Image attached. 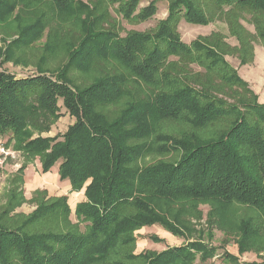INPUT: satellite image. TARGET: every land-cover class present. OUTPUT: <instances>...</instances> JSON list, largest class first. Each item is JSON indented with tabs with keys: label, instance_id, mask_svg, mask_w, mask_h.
Instances as JSON below:
<instances>
[{
	"label": "trees",
	"instance_id": "16d2710c",
	"mask_svg": "<svg viewBox=\"0 0 264 264\" xmlns=\"http://www.w3.org/2000/svg\"><path fill=\"white\" fill-rule=\"evenodd\" d=\"M45 1L79 23L82 34L69 45L68 61L59 71L39 69L18 78L0 68V136L11 133L8 142L28 158H38L44 174L56 166L72 191L85 189L86 200L75 210L77 225L70 222L67 197H42L16 227L5 221L13 210L12 191L0 215V264H195L215 252L200 240L134 254L135 233L147 226L159 224L185 238V225L171 221L161 205L212 201L223 209L243 205L264 218V104L226 60L229 47L221 37L187 44L179 32L182 23L209 25L207 7L223 10L226 18L235 11L263 15L264 0H166L168 16L154 30L125 36L105 27L108 10L100 15L99 7L117 6L127 22L145 23L156 16L161 0H99L95 6L81 0H0V21L19 20V4ZM142 2H148L145 8ZM42 23L37 20L19 34L35 41L44 34ZM238 23L229 25L245 64L250 47ZM259 32L264 40V31ZM11 53L8 46L0 59ZM105 62L123 66L145 96L136 99L126 90L124 74L96 77L87 87L73 81L74 72L89 74ZM193 65L203 73L194 72ZM120 105L116 114L109 113ZM63 108L74 123L64 134L42 137L64 117ZM167 122L180 130L161 133L157 126ZM151 135L157 141H145ZM152 152L176 159L136 165ZM54 222L74 229L32 230ZM241 233L242 252L256 232L244 223ZM226 259L236 260L228 253Z\"/></svg>",
	"mask_w": 264,
	"mask_h": 264
},
{
	"label": "rangeland",
	"instance_id": "374dc122",
	"mask_svg": "<svg viewBox=\"0 0 264 264\" xmlns=\"http://www.w3.org/2000/svg\"><path fill=\"white\" fill-rule=\"evenodd\" d=\"M90 6L98 4L99 0H81ZM106 0H103V2ZM101 2V1H100ZM101 2V3H103ZM148 2H142L140 8H145ZM158 12L155 17L145 23L127 22L117 13V6L103 3L99 7L100 15L103 10H108L105 27L114 29L122 36L133 31L148 33L156 28L158 23L168 16V1L161 0L157 3ZM207 13L213 20L209 25L196 26L193 24L182 23L179 32L185 43L190 44L191 41L198 38H215L221 37L229 47L226 60L237 69L239 75L247 82L250 89H260L261 95H264V40L260 36V31H264V14H252L251 12L242 13L235 11L234 15L226 18L221 10L211 9L207 7ZM228 8L225 9L227 11ZM20 14V15H19ZM96 14V15H99ZM19 15V20L14 18L0 21V54L10 46L12 49L11 57L7 59L3 56L0 59V68L6 70L19 77L33 76L39 69L56 72L62 69L68 61V50L70 44L78 42L82 32L81 25L74 21L73 18L59 15L48 2H38L36 4L25 5L19 4L16 8L15 17ZM239 22L241 32L244 34V40L249 48L246 55L245 64L240 60L241 55L236 49L238 41L231 33V22ZM41 20L45 27L44 34L37 40L30 42L22 37L20 30L31 23ZM109 20V21H108ZM108 21V22H107ZM217 34V35H216ZM20 36L22 38H20ZM22 39V41H20ZM86 74L80 71L73 73L72 79L77 86L87 87L93 79L99 76L109 74L111 76L127 75L129 82L126 84V90L136 99H142L145 96L139 87V82L131 76L127 70L116 62L98 63ZM194 72L203 73V71L193 65ZM253 90V89H252ZM255 92V91H254ZM256 93V92H255ZM259 102L264 104L260 99L261 95L256 94ZM123 99L121 103L127 102ZM62 105V103H60ZM121 105L109 108L111 115L120 111ZM64 117L52 125L50 133H42L45 138L55 137L64 134L69 126L74 123V118L63 108ZM181 126L173 123H165L158 125L157 129L164 134H174L179 131ZM8 133L5 137H0V143L6 147V153L1 155L0 159L3 164L0 165V215L8 207L12 196L13 209L9 213L6 225L19 226L23 216H28L37 208V200L42 197L48 199L49 193L46 191H37L36 194L28 195V186L25 185V170L39 171L41 173V165L38 158H28L22 152H18L15 148V142H8ZM157 141L156 135L145 141ZM143 141V142H145ZM1 144V146H2ZM158 144V143H156ZM174 154H159L152 152L146 154L137 160L136 165L139 167L148 166L158 160H175ZM25 165L23 173L20 168ZM40 170H39V169ZM57 170V167H54ZM53 168V169H54ZM22 175V176H21ZM28 196V197H27ZM69 203V202H68ZM169 219L178 223L180 226L186 227L185 238H178L168 233L161 225L156 224L152 227H144L135 233L137 239L134 254L139 255L143 251L161 252L169 247H177L190 242L203 241L215 252L213 256L207 260H199L195 264H231L226 259L227 253L234 257V263L237 264H264V218L253 209L243 205H230L226 209L219 208L214 202L209 201H191L182 199V201L174 202L170 205H161ZM70 222L77 225L76 212L71 210ZM244 223H249L251 228L256 232L246 245L243 246L242 252L240 244L244 239L241 233V227ZM84 225L82 224V227ZM32 230H48L54 229L56 232L66 233L74 229L64 226L61 222H54L53 225L34 226ZM245 247V248H244ZM121 250L120 253H123ZM115 258V257H114ZM233 263V264H234Z\"/></svg>",
	"mask_w": 264,
	"mask_h": 264
},
{
	"label": "crops",
	"instance_id": "0c3cea01",
	"mask_svg": "<svg viewBox=\"0 0 264 264\" xmlns=\"http://www.w3.org/2000/svg\"><path fill=\"white\" fill-rule=\"evenodd\" d=\"M252 89L256 94L261 95L262 90ZM260 99L264 101V95H261ZM25 185L26 187L28 186V195L30 196L36 194L37 191H46L49 193L48 199L67 197L69 206L74 212L77 206L86 200L85 189H82L80 192L72 191V185L68 180H60L58 168L57 170L52 168L51 172L46 174L42 170L40 173L39 171H31L27 168L25 170Z\"/></svg>",
	"mask_w": 264,
	"mask_h": 264
},
{
	"label": "built area",
	"instance_id": "2783aa9c",
	"mask_svg": "<svg viewBox=\"0 0 264 264\" xmlns=\"http://www.w3.org/2000/svg\"><path fill=\"white\" fill-rule=\"evenodd\" d=\"M1 137V136H0ZM1 144L2 143H0V152L2 153L1 155H4L5 153H6V147L2 144V146H1ZM3 164V162H2V160L0 159V165H2Z\"/></svg>",
	"mask_w": 264,
	"mask_h": 264
}]
</instances>
